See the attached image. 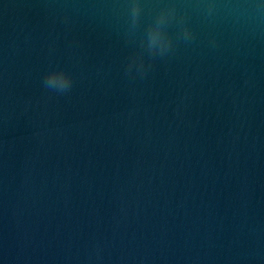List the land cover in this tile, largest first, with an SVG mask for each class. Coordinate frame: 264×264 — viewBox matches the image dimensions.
Instances as JSON below:
<instances>
[{"label": "water", "instance_id": "obj_1", "mask_svg": "<svg viewBox=\"0 0 264 264\" xmlns=\"http://www.w3.org/2000/svg\"><path fill=\"white\" fill-rule=\"evenodd\" d=\"M140 2L0 0V264H264V0Z\"/></svg>", "mask_w": 264, "mask_h": 264}, {"label": "clouds", "instance_id": "obj_2", "mask_svg": "<svg viewBox=\"0 0 264 264\" xmlns=\"http://www.w3.org/2000/svg\"><path fill=\"white\" fill-rule=\"evenodd\" d=\"M129 3V38L131 39L140 21L141 15V2L140 0H128ZM164 9H171L176 11L174 7H167ZM162 9L161 12L164 10ZM180 23L183 24V19L181 18ZM183 38L187 41L192 37V33L188 27H183L182 29ZM139 47L142 52L139 55H133L129 58L126 72L131 75L133 72L143 76L146 74V67L143 60V53L146 52L150 57L160 56L163 57L167 55L173 48V42L171 38L161 37L158 31L154 30L153 26L150 24L146 29V36L139 42ZM43 85L49 91L55 92L57 94H65L69 92L73 86L72 76L64 69H54L47 72L43 79Z\"/></svg>", "mask_w": 264, "mask_h": 264}]
</instances>
